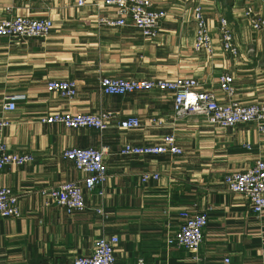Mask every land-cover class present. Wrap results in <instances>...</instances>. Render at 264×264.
I'll use <instances>...</instances> for the list:
<instances>
[{
    "label": "crops",
    "instance_id": "0c3cea01",
    "mask_svg": "<svg viewBox=\"0 0 264 264\" xmlns=\"http://www.w3.org/2000/svg\"><path fill=\"white\" fill-rule=\"evenodd\" d=\"M167 12L159 32L145 36L133 25L109 26L116 8L103 0H53L50 4L0 0V20L8 16L49 17L54 25L44 38L0 36V120L9 121L0 143L34 160L9 164L2 182L19 194L20 218L0 217V264L68 262L90 254L99 237L118 236L115 255L122 264H264V211L252 213L247 198L228 191L225 174L264 160V132L254 123L222 129L200 115L173 119L174 93L156 89L123 95L106 94L100 80L111 75L128 79L196 78L199 89L213 90L221 102L264 104V29L253 31L246 14L264 15L261 0H153ZM205 12L213 38L211 54L194 48V9ZM11 7L9 11L7 8ZM226 18L238 55L222 47L219 30ZM230 74L235 93L219 87ZM50 80H73V99L47 89ZM18 97L6 110L8 98ZM111 112L119 119L136 116L141 125L107 130L70 128L45 123L50 114ZM160 117L164 125L151 122ZM174 134L180 155L122 154L125 144L160 145ZM250 145L251 148H248ZM107 147L110 177L104 194L84 188L87 207L68 213L42 196L52 184L83 180L85 174L64 158L71 147ZM143 172L158 179L142 180ZM100 208L102 213H98ZM208 212L201 247L195 251L168 242L191 214ZM228 260V261H227Z\"/></svg>",
    "mask_w": 264,
    "mask_h": 264
},
{
    "label": "built area",
    "instance_id": "2783aa9c",
    "mask_svg": "<svg viewBox=\"0 0 264 264\" xmlns=\"http://www.w3.org/2000/svg\"><path fill=\"white\" fill-rule=\"evenodd\" d=\"M21 2H41L50 4L53 0H19ZM264 2V0H261ZM76 4L83 6L85 0H75ZM105 6L116 8L118 17L111 19L105 16L100 21L114 27L133 25L145 36L154 37L158 34L162 21L167 12L158 8L153 0H103ZM9 11L11 7L7 8ZM253 31L264 29V15H255L254 8L249 5L246 11ZM193 20L196 24L194 48L197 51L214 52L213 38L208 26L205 12L201 6L194 9ZM54 22L49 17L8 16L0 20V36L25 38L47 37ZM219 30L223 49L238 55L239 49L233 31L226 18L221 19ZM101 89L106 94L123 95L139 91H153L156 89L169 90L174 93L173 119L181 120L190 115H200L209 124L226 129L240 123H254L261 132H264V104L242 103L237 100L221 102L213 90L199 89L196 78L178 77L174 80L164 78L128 79L116 76H103L100 80ZM220 89L228 96L235 93L232 75L224 74L219 80ZM49 91H56L64 97L72 99L77 94V84L73 80H50L47 82ZM18 97L8 98L3 107L14 110ZM152 123L164 125L165 120L160 117L150 119ZM43 122L59 123L70 128L93 127L98 130H107L112 124L123 129H133L141 125L136 116L124 119L111 112L94 113H62L57 112L42 119ZM9 125V121L0 120V132ZM251 148L250 145H247ZM107 147H71L63 151V156L74 162L76 168L86 176L83 180H74L52 184L40 189L42 196L57 203L68 213L84 210L87 207L84 188L92 192L104 194V184L110 177L105 164ZM122 154L135 155H180L183 149L178 144L174 134L166 135L160 145L138 146L125 144ZM34 160L32 154H18L11 152L6 144L0 143V217L20 218L19 194L2 182V172L9 164L22 165ZM143 181L158 179V172H143ZM223 183L232 193L243 194L255 216L264 211V160H258L251 167L225 174ZM98 213H102L100 208ZM209 221L208 212L191 214L181 224L178 231L168 238L170 244L188 251L198 250L204 240V231ZM118 236L99 237L93 251L88 255H78L68 262L50 261L47 264H122L119 263L115 248L119 243ZM228 261V260H227ZM136 264H146L139 259Z\"/></svg>",
    "mask_w": 264,
    "mask_h": 264
},
{
    "label": "rangeland",
    "instance_id": "374dc122",
    "mask_svg": "<svg viewBox=\"0 0 264 264\" xmlns=\"http://www.w3.org/2000/svg\"><path fill=\"white\" fill-rule=\"evenodd\" d=\"M62 95V94H61ZM63 96V95H62ZM229 97H232V96H229ZM69 99V98H68ZM73 99V98H72Z\"/></svg>",
    "mask_w": 264,
    "mask_h": 264
}]
</instances>
